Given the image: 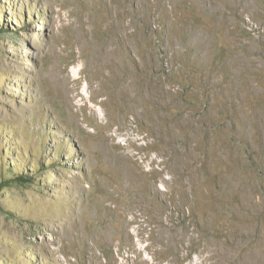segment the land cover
I'll return each mask as SVG.
<instances>
[{
	"label": "rangeland",
	"instance_id": "obj_1",
	"mask_svg": "<svg viewBox=\"0 0 264 264\" xmlns=\"http://www.w3.org/2000/svg\"><path fill=\"white\" fill-rule=\"evenodd\" d=\"M0 264H264V0H0Z\"/></svg>",
	"mask_w": 264,
	"mask_h": 264
}]
</instances>
